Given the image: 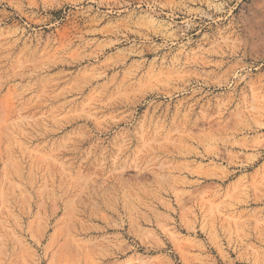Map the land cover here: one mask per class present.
<instances>
[{"label":"rangeland","instance_id":"374dc122","mask_svg":"<svg viewBox=\"0 0 264 264\" xmlns=\"http://www.w3.org/2000/svg\"><path fill=\"white\" fill-rule=\"evenodd\" d=\"M0 264H264V0H0Z\"/></svg>","mask_w":264,"mask_h":264}]
</instances>
